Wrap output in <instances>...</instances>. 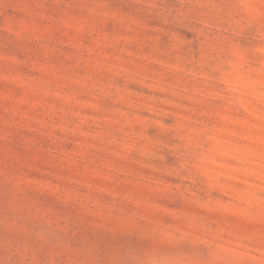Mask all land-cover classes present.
Instances as JSON below:
<instances>
[{
	"label": "rangeland",
	"instance_id": "374dc122",
	"mask_svg": "<svg viewBox=\"0 0 264 264\" xmlns=\"http://www.w3.org/2000/svg\"><path fill=\"white\" fill-rule=\"evenodd\" d=\"M0 264H264V0H0Z\"/></svg>",
	"mask_w": 264,
	"mask_h": 264
}]
</instances>
